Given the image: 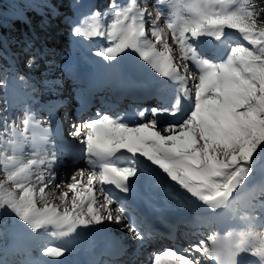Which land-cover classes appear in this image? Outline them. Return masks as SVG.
<instances>
[{
  "label": "snow or ice",
  "instance_id": "1",
  "mask_svg": "<svg viewBox=\"0 0 264 264\" xmlns=\"http://www.w3.org/2000/svg\"><path fill=\"white\" fill-rule=\"evenodd\" d=\"M165 3L171 10L155 14L138 0L125 6L110 3L102 15L94 10L74 26L73 35L104 38L110 46L95 54L108 62L136 54L176 85L171 100L161 98L158 106L133 109L132 114L97 112L98 118L73 124L71 135L83 145L81 158L91 170L80 169L63 187L54 183L58 158L51 151L56 147L49 139L52 125L43 127L30 109L25 110L22 127L3 117L0 210L14 214L33 235L54 229L52 235L70 237L78 229L102 228L110 222L143 242L149 234L140 230L137 215L126 202L113 209L118 197L104 185L131 195L155 170L204 208L202 222L212 234L187 247L173 245L153 253L150 264H240L238 258L245 253L264 264V231L256 230L264 229V195L258 203L247 202L239 217L248 222L244 230L227 237L214 231L224 210L239 211L235 203L240 192L264 160V7L252 0H157L158 5ZM229 31L249 46H231ZM204 42L228 50L215 61L205 59L198 51ZM25 145L33 149L27 160ZM69 250L47 246L41 254L59 258ZM0 264L8 261L0 258ZM19 264L37 262L25 252Z\"/></svg>",
  "mask_w": 264,
  "mask_h": 264
},
{
  "label": "bare ground",
  "instance_id": "2",
  "mask_svg": "<svg viewBox=\"0 0 264 264\" xmlns=\"http://www.w3.org/2000/svg\"><path fill=\"white\" fill-rule=\"evenodd\" d=\"M145 6L153 14L160 10L157 3L151 5L149 3V0L146 4L143 3L141 5V7ZM164 6L166 7V9L171 10L168 4ZM232 36L233 35H230V37ZM41 42V39H35V44H40ZM169 43H171L170 35ZM107 44L108 42L106 40H101V42L93 43L91 46L84 47V49L91 50L92 48H99L100 45L103 46ZM210 46L218 47L219 55H224L228 50L226 47H222L218 43L208 42H204L203 44L198 45V50L200 49L203 56L207 57L208 55L210 58L212 57L210 52H208V48ZM71 53L72 52L68 50L66 55L69 56L71 55ZM23 65L29 66L33 70V72L38 75L31 77V81L25 84L19 82L23 89H27L28 91H24L23 99L21 102H15L9 105L13 110V114L15 115L12 121L22 127L21 121L25 114L22 106L23 102H25L26 106L27 102H30L33 99H35L38 104L42 101L40 109L34 108L33 110H31V113L34 115L36 120L40 121L43 127H47L48 124L52 125L53 134L49 139L56 145V147L51 149V151H55L56 156H58L57 162L53 165V168L57 171V178L54 183H59L62 185V187L73 182L72 179L70 181L68 179L71 178L74 174L78 175L79 170L73 173L71 172L74 167L84 164L86 166L85 169L91 170L86 165L84 159L81 158L83 156V145L79 144L78 141L71 135V133L74 131L72 125L82 124L86 120L91 118H98L95 115V111H93V108L97 107L99 110L101 108H105L106 101L108 102V104H111V107L113 108H124L129 104H135L136 101H140L139 98L135 96L137 92H144L147 90L148 86L154 85L153 81L151 80H149L147 83L139 82L138 78L135 79V77H138V75L133 78L130 76V78L127 77L126 80H123L124 72L120 68L119 60L118 62H108L99 56L92 57L91 55H88L81 60H73V62L65 65L64 67L60 62H56L57 68L54 71L45 67L43 65V62L29 65L28 61H25ZM89 67H91V71L88 72L85 69ZM190 67L192 68L194 73L195 66L190 65ZM66 70H68L69 73H67ZM136 73L138 72L136 71ZM15 77H17V75H15ZM82 77H84V79L86 80L91 81L89 87L84 86L82 82H78V84H76L77 87L73 86L72 88H70V90H68V92L67 89H63L67 86H70V84H75L74 82L76 81V78L80 80L82 79ZM133 82L136 83L137 89H129L128 86L124 87L125 85H134ZM171 84V86L175 85L173 82H171ZM53 85H58L59 88L55 89V87L53 88ZM160 86L161 85H157L158 89H160ZM112 87L114 88L113 91L111 90ZM164 89L165 87L163 88V90ZM175 90L176 89H172V93L175 94ZM122 92H127L128 94L135 96V99L132 100L128 98L124 100V102H121L113 98L114 93L122 94ZM5 96L6 97H0V105H2L1 101L4 98L9 101L14 100L16 93L14 91L6 92ZM44 100H47L48 103H44ZM160 100L161 99H146L147 102H153L156 104V106L160 104ZM165 101H169L168 97L165 98ZM86 105H88V107H86ZM50 106L51 108L54 106L57 107V112L55 114H49L52 113L51 111H49ZM80 110H83V114L81 116H78L77 113ZM102 114H109L114 116L110 113V111H106ZM71 115L74 116V120L69 122V124H66L65 119L67 117H73ZM160 119L169 120L168 117H161ZM56 124H58V126H56ZM0 131H3V124L0 125ZM4 137L7 138V135H5ZM32 151L33 149L31 145H25V160L32 158ZM77 153L79 156L77 155ZM50 155L51 152H49V156ZM63 157V162H60L62 161L61 159ZM261 169H264V160H261L259 162V164L257 165V169L253 174V178L248 182V184H253V188L249 192L250 194L248 196V199L246 200V203L250 200L253 202V200L258 199L257 194L261 195L262 189H264V175L261 174ZM63 170L67 171L66 177H62ZM150 171L152 177L153 175L156 176V174H158L157 171ZM0 177L3 178V165H0ZM152 179L150 178L149 182L155 184V187L153 189L155 190L156 194H162V197L159 198V200H163V202L167 205V210L171 211L170 208L173 205L180 209L178 212H172V215L175 216L173 218L175 219V221H177L176 225L174 226V232L176 234L175 238L170 239L164 237L162 239L166 241L171 240V242L169 243L171 246L176 245L181 248L187 247L189 243L199 241V239L203 237L206 240L207 236L210 235L208 231H205V229H202L201 227H192L187 223V220L190 217L195 220H200V217L196 212H194V208L200 205L195 200V198H191L190 194L186 193L178 186L167 189V186L165 187L163 182L161 183L156 181L155 177H153ZM94 184H96L97 188L100 187L98 182L94 181ZM64 190H67L66 187L64 188ZM47 191H49V189H46V192ZM242 192L243 190L240 193ZM55 194L59 195V191L57 190ZM186 201L188 202V204L185 203ZM111 207L113 209L119 208V206H117L115 202ZM236 217L237 215H235V218ZM147 232L154 236L162 237L152 230L148 229ZM225 233L226 232L224 231V234ZM99 234L106 235V237L104 239L102 237L98 238ZM227 236L221 235V237ZM41 242V238L37 239L36 236H25L24 234H22L19 239H15L13 245H16L21 260L25 259V252H27L30 254L31 260L37 262V264H140L139 259H142L145 264H149V257H147V254L143 252V250L148 251L151 249L153 251H157V253L164 250V247L161 248L159 244L157 245L147 238L143 242L134 240L131 234L127 232V230L122 229L119 225L110 222H105V225L102 228L97 226L95 229H78L77 233L73 234L72 236L62 237L61 239H58L57 246H63L70 249L65 253L63 257L52 258L49 261L42 259V257L46 256H43L41 254ZM99 244H103L105 249H113L117 251L118 256L115 259H110L109 257L102 256L96 250V247ZM137 248L138 250H136ZM152 253L153 252H151V254ZM246 254L248 253L241 254V258L238 259L242 260L239 261H241L242 263L248 261L246 259ZM46 259H48V257H46ZM99 259L100 261H98ZM202 264H204L203 260ZM250 264H253V261Z\"/></svg>",
  "mask_w": 264,
  "mask_h": 264
},
{
  "label": "rangeland",
  "instance_id": "3",
  "mask_svg": "<svg viewBox=\"0 0 264 264\" xmlns=\"http://www.w3.org/2000/svg\"><path fill=\"white\" fill-rule=\"evenodd\" d=\"M128 2L129 0H88L87 2L85 1L82 4L80 3L81 5L79 4L78 6L74 7L71 4L70 0H56V2H53L50 0H37L38 10L40 11L41 19H40V23L35 24V26L31 27L28 31L29 32L28 33L29 34L28 46L25 48L23 47L18 48L16 50L13 45L8 44V48L10 50L12 57H11V60L5 61V65H4L5 67L2 70H0V97H6L5 96L6 92L14 91L16 93L14 100L9 101V100H6V98H4L1 101L2 105H0V125L3 124V120H2L3 117L9 118L10 125L14 122L12 121V119L14 118L15 115L13 114V110L10 108L9 105L11 103L21 102L23 99L24 91L25 92L28 91L27 89H23V87L19 84V82L25 84L31 81V77L38 75V74H35V72H33V70L29 66L23 65L25 61H28V63L31 61V64L43 62V65L45 67L54 71L57 68L56 62H60L62 66L64 67L65 65L73 62V60H81L88 55L89 56L91 55L92 57L97 56L95 53L99 51L100 48L110 46V44L108 43L107 45H103V46L100 45L99 48L95 47V48H92L91 50H85L84 47L91 46L93 43L101 42V40L104 41L105 39L99 38V37L91 38V39L76 37L73 35V27L79 26L80 24L84 22V20L89 19L90 15L93 14L94 10H98L100 14L102 15L105 11L109 10L110 3H115L120 6H125ZM147 2L148 0H138V3L140 5H142L143 3L146 4ZM149 3L151 5H154L157 3V0H149ZM164 5H167V4L165 3L162 5H158V8L166 12L170 11L166 9ZM105 20H106V23L109 22L107 18H105ZM160 24L162 27H164L163 22H161ZM230 35H233V36L230 37ZM36 38L41 39L42 42L40 44H35ZM228 41L231 46H234L237 43L244 44L245 46H249L247 45V42L243 41L242 38H240L237 34L231 31H229ZM214 49H217L216 55L212 53ZM68 50L72 52L71 55L69 56L66 55ZM198 51H200V49ZM208 52H210L212 57L209 58L208 55L207 57L203 56L201 52L202 57L205 59H210V60L215 61V59L223 56V55H219L218 48L213 47V46H210L208 48ZM117 59L119 60V57ZM138 67H137L138 74H141V76H143L145 67L143 65H139ZM194 71H195L194 73L198 75L196 68ZM66 72L69 73L68 70H66ZM14 74L17 75V77H15ZM4 75H6L5 79L3 78ZM21 77H23V80L20 79ZM141 78L142 79L139 80V82L141 83H144L146 81L144 78H146L148 80L153 81L156 84V86L161 85L160 86L161 90H163V88L165 87V89L163 90L165 91L164 95L166 93L169 101L171 100L172 96L174 95V93H172V89L173 90L176 89V85L171 86L172 85L171 82H168L166 78H163L159 76V74H156L155 71L152 70L149 66H147V75ZM70 86H67L63 89H67V92H68V90H70V88L75 86V84H70ZM54 87L55 89L59 88L58 85H53V88ZM43 102L46 104L48 103L47 100H44ZM28 104L32 105V108H30V110H33L34 108L40 109L42 101L38 104L35 101V99H33L32 101H30V103L28 101L26 106H25V102H23L22 106H23L24 112L27 109ZM135 105H139V108H148V107L156 106V104L153 102L149 104L146 102H141ZM144 105H147V106L144 107ZM52 108H55V106ZM52 108L50 106L49 111H51ZM126 108L127 106L123 108L125 113H127ZM5 109L7 110L5 111ZM96 110H97V107L93 108V111H96ZM97 112H100V111L97 110ZM49 114H53V113H49ZM95 115H96V112H95ZM73 120H74V116L70 118L67 117L65 119L66 124H69V122ZM56 126H58V124H56ZM7 138L4 137V139H7ZM61 160L62 161L60 162H63L64 157ZM85 167L86 166L84 164L74 167L71 172L73 173L80 169H85ZM66 175H67V171L63 170L62 177H66ZM0 179H3V178L0 177ZM68 180L70 181L71 178H69ZM262 194L263 193H261V195L257 194L258 199L262 197ZM254 201H255L254 203H258V201L256 200ZM115 203L117 206L121 207L117 202ZM241 209L243 212L241 213L238 212L237 214L238 216H237V219L235 220V224L232 225L227 230L225 236H227L228 233H236L238 231L244 230L248 226L247 221L239 218L240 216L245 214L246 205L242 206ZM9 214L15 217L14 214H12L10 211H9ZM248 214L251 215V213H248ZM256 230L264 231V229L259 228V227H257ZM11 231L14 234L13 240L11 241L10 245H7L5 249V253L10 258H7V259L3 258L6 261H8V264H19V261L21 260L20 255L18 254V249L16 248V245H13V243L15 239L17 238L19 239L22 234H24L25 236H28V235L36 236L37 239L41 238L42 240L40 244L41 249L47 246H57L58 239L62 238L58 235L56 236L52 235V232L55 231L54 229H50L48 233H41L40 235H33L31 234V230L27 229V227L23 225L22 222H20L17 226L12 228ZM199 240H205V239L203 237ZM136 250H138V248ZM143 252L147 254V257H149L148 260L150 264V258L152 257L153 253H156L157 251L155 250L153 251L150 249L148 251L143 250ZM151 252L153 253L151 254ZM239 258H241V256ZM42 259L49 261L52 258L48 257V259H46V257H42ZM246 259H248V261H250L251 263L253 261V264H259V261H258L259 258L250 253L246 254ZM239 260H242V259H239ZM139 263L145 264V262L142 259L141 260L139 259ZM204 264H208L207 261H204Z\"/></svg>",
  "mask_w": 264,
  "mask_h": 264
},
{
  "label": "trees",
  "instance_id": "4",
  "mask_svg": "<svg viewBox=\"0 0 264 264\" xmlns=\"http://www.w3.org/2000/svg\"><path fill=\"white\" fill-rule=\"evenodd\" d=\"M56 2V0H50ZM88 0H70L76 7ZM258 7H264L262 0H252ZM80 4V5H81ZM40 11L37 0H0V70L5 66V61L11 60L8 44L15 49L25 48L29 44V29L40 23ZM6 78V75L3 77ZM20 223L18 218L9 214V211L0 210V257L10 258L5 249L14 234L12 228Z\"/></svg>",
  "mask_w": 264,
  "mask_h": 264
},
{
  "label": "water",
  "instance_id": "5",
  "mask_svg": "<svg viewBox=\"0 0 264 264\" xmlns=\"http://www.w3.org/2000/svg\"><path fill=\"white\" fill-rule=\"evenodd\" d=\"M121 60V66L124 68V70L130 74H135L137 67L139 65H143L145 67L144 75L142 77H145L147 75V65L145 62L140 60L138 56L134 53L129 52L128 55H123ZM139 68V67H138Z\"/></svg>",
  "mask_w": 264,
  "mask_h": 264
}]
</instances>
